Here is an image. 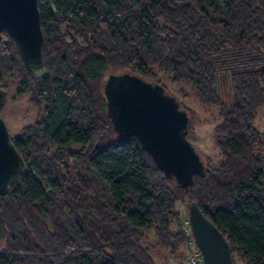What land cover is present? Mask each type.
I'll use <instances>...</instances> for the list:
<instances>
[{"label":"trees","instance_id":"trees-1","mask_svg":"<svg viewBox=\"0 0 264 264\" xmlns=\"http://www.w3.org/2000/svg\"><path fill=\"white\" fill-rule=\"evenodd\" d=\"M44 76L2 32L0 86L16 76L40 118L12 137L27 171L0 192L9 234L0 264H156L140 227L177 253L195 200L247 264H264V0H38ZM186 81L219 106L223 159L183 187L107 109L111 70ZM161 83V82H160Z\"/></svg>","mask_w":264,"mask_h":264},{"label":"water","instance_id":"water-1","mask_svg":"<svg viewBox=\"0 0 264 264\" xmlns=\"http://www.w3.org/2000/svg\"><path fill=\"white\" fill-rule=\"evenodd\" d=\"M4 30L16 41L27 69L36 77L44 76L47 69L38 0H0V40ZM104 93L118 137H137L166 177L189 187L195 173L205 175L206 165L188 138L191 115L163 84L147 81L135 73L113 71L105 80ZM7 97L8 90L0 86V192L8 190L27 171L26 161L1 115ZM189 219L204 264H233L229 241L195 200L189 205ZM8 234L0 206V248Z\"/></svg>","mask_w":264,"mask_h":264},{"label":"rangeland","instance_id":"rangeland-1","mask_svg":"<svg viewBox=\"0 0 264 264\" xmlns=\"http://www.w3.org/2000/svg\"><path fill=\"white\" fill-rule=\"evenodd\" d=\"M113 71L118 72V70L114 69L109 71L107 75ZM18 78L16 76L10 89L6 88L8 90L7 102L1 109V115L6 120L11 135L19 134L22 128L40 118V112L31 103V93L27 89L24 90L18 86ZM145 79L153 83L159 82L154 79ZM157 79L165 86L168 93L174 95L180 101L181 107L189 111L191 121L189 123L188 138L194 145L202 161L204 163L208 162L213 166L219 165L223 159V155L216 144L214 132V125L220 120L219 106L217 104L204 103L191 83L175 81L171 78L169 72H157ZM253 124L260 131L264 132V106L258 109ZM185 207V203L178 204V209L183 211L181 229L184 232V220L189 216V212L187 214ZM139 231L143 243L148 246L156 264H195L191 261V255L193 250L198 248L193 239H190L186 245H183L177 253H170L158 242L154 227H140ZM234 254L236 258L235 264H247L246 260L236 250ZM200 264H204L203 257Z\"/></svg>","mask_w":264,"mask_h":264},{"label":"built area","instance_id":"built-area-1","mask_svg":"<svg viewBox=\"0 0 264 264\" xmlns=\"http://www.w3.org/2000/svg\"><path fill=\"white\" fill-rule=\"evenodd\" d=\"M185 225L184 230L186 234L191 235L192 228H191V223L189 216L184 220ZM183 224V223H182ZM201 252L198 249L193 250L192 255H191V261L194 262L195 264H200L202 262V257H201Z\"/></svg>","mask_w":264,"mask_h":264},{"label":"flooded vegetation","instance_id":"flooded-vegetation-1","mask_svg":"<svg viewBox=\"0 0 264 264\" xmlns=\"http://www.w3.org/2000/svg\"><path fill=\"white\" fill-rule=\"evenodd\" d=\"M18 86H20V83H18ZM24 128H22V131L19 134H15L16 138H19L23 132ZM15 135H11V137L15 136Z\"/></svg>","mask_w":264,"mask_h":264}]
</instances>
